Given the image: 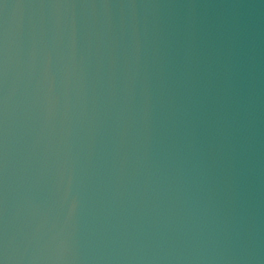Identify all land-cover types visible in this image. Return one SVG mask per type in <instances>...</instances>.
Listing matches in <instances>:
<instances>
[{"label":"water","instance_id":"obj_1","mask_svg":"<svg viewBox=\"0 0 264 264\" xmlns=\"http://www.w3.org/2000/svg\"><path fill=\"white\" fill-rule=\"evenodd\" d=\"M0 264H264V0H0Z\"/></svg>","mask_w":264,"mask_h":264}]
</instances>
